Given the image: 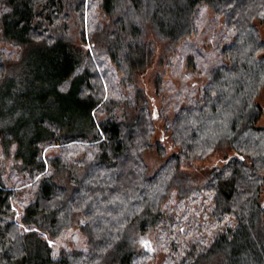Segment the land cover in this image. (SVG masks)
Returning a JSON list of instances; mask_svg holds the SVG:
<instances>
[{"label":"trees","instance_id":"obj_1","mask_svg":"<svg viewBox=\"0 0 264 264\" xmlns=\"http://www.w3.org/2000/svg\"><path fill=\"white\" fill-rule=\"evenodd\" d=\"M202 6L223 18L216 63L183 45ZM257 22L264 0H0V42L20 48L0 59V264H149L155 256L140 245L148 233L165 242V264H264ZM154 38L189 64L202 58L208 73L188 103L178 92L157 141V115L133 79L150 64ZM92 54L114 73L102 74ZM114 74L127 89L117 98L107 94ZM17 111L24 132L9 123ZM41 142L58 153L44 155ZM151 150L162 159L154 170ZM217 154L220 164L197 166ZM72 227L87 250L54 254L49 239Z\"/></svg>","mask_w":264,"mask_h":264},{"label":"rangeland","instance_id":"obj_2","mask_svg":"<svg viewBox=\"0 0 264 264\" xmlns=\"http://www.w3.org/2000/svg\"><path fill=\"white\" fill-rule=\"evenodd\" d=\"M196 30L194 34L186 38L183 42H179L183 45H194V47L200 49L205 55L210 57L209 60L216 63L218 61V43L221 40L217 39V34L223 30L224 23L223 18L216 14L212 9L202 6L200 7L199 13L195 18ZM257 27L260 33L261 39L264 40V23L257 22ZM75 42L79 44V47L82 51H87L90 49L89 45L81 44V40L78 37H74ZM155 40V52L152 54L150 64L144 68L136 72L133 75V79H135L134 88L138 90H142L146 95L148 102L150 104V111L157 115L156 122V133L154 136V141L164 139L166 135V120L170 121L174 118L175 112L178 110L177 108V94L179 92L181 101L180 104H186L189 100H187V92L193 90L195 87H200L206 83L208 79V73L203 70L202 67H206L205 60L202 58L193 65L192 63H188L187 54H185L182 50H177L176 53L172 51H167L165 48L167 45V41L159 40L154 38ZM183 45L181 47H183ZM180 47V48H181ZM176 48V47H175ZM92 51V50H91ZM20 52V48L18 46H14L11 44H7L3 41L0 42V59L3 60H15L18 58ZM189 52V49H188ZM264 56V51L262 53ZM93 60H95V65L98 70L103 74L107 68L110 69L111 73H114V67L105 60V66H100L99 62H97V57L95 54H92ZM182 61L181 64L178 61ZM218 63V62H217ZM180 64V66H179ZM179 66V67H178ZM162 74L163 81L160 83L161 88L157 87L156 79L158 76ZM119 76H123L122 73L118 74ZM115 83H111L112 87L115 86L116 93H111V86L108 87L107 94L112 96L113 98L121 97V92H127V89L124 87H118V77L114 74ZM122 89V90H121ZM126 89V90H125ZM130 91V90H129ZM133 92V91H130ZM26 93V92H25ZM25 94V95H29ZM23 96V95H21ZM174 96V97H173ZM258 102L264 108V89L261 91L260 95L257 98ZM18 113L14 116V120H11L10 125H17L22 128L25 127L26 124L19 123L22 118H25L27 115L22 111H17ZM18 124H20L18 126ZM264 124V118L260 122V125ZM24 132V131H23ZM20 132V133H23ZM40 146L43 148L44 155L47 154H57L59 147L54 145H44V142L40 143ZM3 146L0 142V154ZM145 160L149 166V169L154 170L160 166L162 163V159L158 156V154L154 151H147L145 153ZM221 155L217 154L215 156H211L205 160L198 161L196 164L199 167H211L214 164L221 163ZM13 165V160L8 159L6 162L7 168ZM182 171L189 175V172H193V168L185 167ZM263 201H264V192H263ZM151 240V234L148 233L145 236L141 237L140 245L143 250L146 252H150L155 257L149 262V264H165L166 262V249L165 242L160 243L158 241L153 243ZM49 244H51L53 248V253L58 254L62 250H66L68 252L72 251H86L88 248L87 239L82 231L78 227H72L66 229L62 232V234L56 239H49ZM156 249H155V246ZM170 244H168L169 246Z\"/></svg>","mask_w":264,"mask_h":264}]
</instances>
